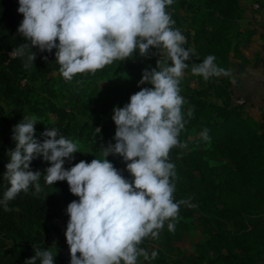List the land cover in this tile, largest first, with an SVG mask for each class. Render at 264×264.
<instances>
[{
	"label": "trees",
	"instance_id": "1",
	"mask_svg": "<svg viewBox=\"0 0 264 264\" xmlns=\"http://www.w3.org/2000/svg\"><path fill=\"white\" fill-rule=\"evenodd\" d=\"M238 5V0H201L193 11L191 25L196 27L191 36L192 62L199 64L214 55L215 64L230 75L207 80L200 76L197 87H191L184 78L180 81L187 123L178 139L184 147H173L169 161L174 163L176 177L182 182L177 183L175 177V200H187L188 204L180 205L178 216L171 221L174 232L168 230L166 221L157 239L149 237L142 242L140 247L158 255L148 261L138 257V264H264V217L258 214L264 199V109L259 110L257 121L246 113L243 103L232 102L231 82L236 66L230 59L228 34L237 19ZM18 7V0H0V53L3 51L5 57H0V94L14 105L11 119L0 105V199L9 186L3 177L9 163L7 153L15 148L13 127L23 116L36 118L34 138L38 141H43L41 133L46 128H55L77 144L87 142L86 149H78L72 161L66 160L65 168L81 160L90 163L95 158L102 159V146L115 143L114 106L123 107L142 87H152L139 84L143 71L155 68L158 59L168 62L156 54V49H151L147 57L137 51L94 74H77L65 81L59 74L55 53L35 52L37 47H33L36 59L26 68V58L11 54L24 42L17 31L23 20ZM170 15L177 29L180 18L174 9ZM114 72L124 74L129 83L111 82L109 77ZM27 74L53 99L57 91H65L67 106L22 100L17 89ZM52 77L55 87L49 88ZM189 108L193 109L191 118L187 116ZM204 130L208 139L202 136ZM107 159L124 178L132 179L122 157L109 155ZM48 166L42 156L33 159L30 170L42 174L39 191L34 186L21 191L8 202L10 211L0 206V264H24L34 256L35 248L50 250L43 237L45 223L67 215V205L79 199L69 191L67 181L53 185L45 182L43 174ZM190 220L194 222L192 227ZM187 243L193 244L196 251L181 255ZM54 264L67 263L56 255Z\"/></svg>",
	"mask_w": 264,
	"mask_h": 264
},
{
	"label": "clouds",
	"instance_id": "2",
	"mask_svg": "<svg viewBox=\"0 0 264 264\" xmlns=\"http://www.w3.org/2000/svg\"><path fill=\"white\" fill-rule=\"evenodd\" d=\"M174 0H18V13L23 20L18 34L24 42L11 54L26 58L25 67L36 59L32 51L51 53L59 74L71 81L77 74L95 73L116 60H125L139 52L147 57L156 49L167 63L157 60L156 67L145 69L140 91L130 96L123 107L114 106L115 143L102 146V159L90 163L81 160L69 168L67 161L79 152L78 145L55 128L41 133L43 141L35 139L36 118L23 116L13 127L15 148L9 150V163L3 179L8 187L0 206L10 211L8 202L30 186L39 191L41 172L30 170L33 159L42 156L50 166L44 170V180L53 185L67 181L69 191L78 200L67 205L69 217L65 231L70 264H138V257L155 259L156 251L140 247L151 237L157 239L165 222L170 232L171 221L178 216L174 163L169 161L173 147H184L178 137L187 120L182 112L185 100L180 94V81L186 61L192 51L184 47L185 36L175 29V21L166 11ZM58 41V43H57ZM47 61V57H43ZM208 55L193 64L194 75L205 80L213 76H228L230 72L215 64ZM187 116H193L189 108ZM100 132V129L97 128ZM208 139L207 130L202 133ZM118 155L126 164L132 179H126L107 157ZM34 256L24 264H54L49 249H34ZM79 253V255H77Z\"/></svg>",
	"mask_w": 264,
	"mask_h": 264
},
{
	"label": "rangeland",
	"instance_id": "3",
	"mask_svg": "<svg viewBox=\"0 0 264 264\" xmlns=\"http://www.w3.org/2000/svg\"><path fill=\"white\" fill-rule=\"evenodd\" d=\"M201 0H174L172 5L168 6L166 10L169 14L171 10L178 14L180 20L179 25L177 27L178 30L185 36L186 43L184 47L193 51V44L191 42V36L193 34L194 28L196 26L191 25V18L193 11L198 7ZM14 0H12V3ZM238 15L233 26L231 25L229 28L231 29L228 34V39L230 42V59H232L231 55L238 56L236 60L240 61V64L235 65L236 70L234 71V76L236 75V71L238 65H243L247 63L248 65H255L259 61L258 53H264V0H238ZM257 6V9L254 8ZM173 8V9H172ZM187 35L190 36L187 39ZM58 43V41H57ZM246 45L248 47H246ZM244 48V49H243ZM243 49V50H242ZM242 50V51H241ZM39 51L37 48L35 50ZM55 53V49L53 51ZM242 53V56L239 54ZM156 54L159 55L158 51ZM240 55V56H239ZM4 52L0 53V57L5 60ZM248 58L250 62L248 61ZM232 61V60H231ZM245 62V63H243ZM189 67L184 70L183 78L189 82L191 87H197L199 82L201 81L200 76L194 75L191 71V66L194 64L192 62V58L189 61H186ZM235 64V63H234ZM241 74V73H240ZM53 76H55L53 74ZM182 78V79H183ZM235 78V77H234ZM109 80L115 83L128 84L129 79L124 74L114 72L110 75ZM233 81V80H232ZM232 85V82H231ZM47 86L49 88L55 87V79L52 77L48 80ZM232 88V87H231ZM18 96L24 100L28 101H39L43 102L45 106H48L49 102L56 104L57 106H67V101L65 100L66 93L65 91H57V97L55 99L51 98V96L45 92V87L42 88L39 82L33 81L30 78V75H26L25 78L19 82V87L17 89ZM243 99H232V102L237 105H241L242 103L245 106L246 113L253 117L255 120H259L260 114L259 110L264 109V106H256V105H247V103L242 101ZM0 105L6 111V114L9 119L12 118V110L14 105L10 100H6L0 94ZM78 145V149H86L87 142L83 141ZM66 165V164H64ZM42 170V169H41ZM177 183L181 184L182 182L176 177ZM259 209V208H258ZM259 215L264 217V199L262 200V204L258 211ZM69 217L64 214L63 216L57 217L58 222L54 221L45 223V232L43 233L44 242L48 245L50 250L62 257L63 260L66 261L67 264H70V253L69 246L66 243L65 231L67 227ZM190 226L194 225L192 220L189 221ZM196 248L193 244L187 243L180 251V254H189L194 253ZM79 255V253L77 254ZM176 257V256H174ZM141 259L144 258L141 256ZM145 261V260H144ZM148 261V260H146ZM149 264H151L149 262Z\"/></svg>",
	"mask_w": 264,
	"mask_h": 264
},
{
	"label": "crops",
	"instance_id": "4",
	"mask_svg": "<svg viewBox=\"0 0 264 264\" xmlns=\"http://www.w3.org/2000/svg\"><path fill=\"white\" fill-rule=\"evenodd\" d=\"M246 47L248 46L246 45ZM242 53L244 54V52ZM242 53L239 52L241 56ZM257 53V57H259L257 64L248 65V62L243 64L241 74L235 75L231 85L232 99H243L244 101H242L249 106H264V53ZM231 57L235 65L241 63L236 60L238 56L233 57V55H231ZM248 61L250 62L249 58Z\"/></svg>",
	"mask_w": 264,
	"mask_h": 264
},
{
	"label": "water",
	"instance_id": "5",
	"mask_svg": "<svg viewBox=\"0 0 264 264\" xmlns=\"http://www.w3.org/2000/svg\"><path fill=\"white\" fill-rule=\"evenodd\" d=\"M242 69H243V65H238L236 74L239 75L241 73Z\"/></svg>",
	"mask_w": 264,
	"mask_h": 264
},
{
	"label": "built area",
	"instance_id": "6",
	"mask_svg": "<svg viewBox=\"0 0 264 264\" xmlns=\"http://www.w3.org/2000/svg\"><path fill=\"white\" fill-rule=\"evenodd\" d=\"M254 8H255V9H257V6H254ZM53 221H54L55 223H57V222H58V220H57V219H54Z\"/></svg>",
	"mask_w": 264,
	"mask_h": 264
}]
</instances>
